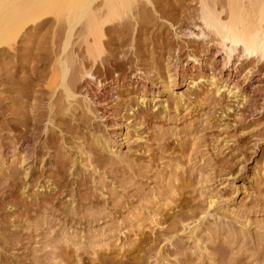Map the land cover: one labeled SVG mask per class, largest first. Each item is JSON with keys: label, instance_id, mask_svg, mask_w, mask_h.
<instances>
[{"label": "rangeland", "instance_id": "rangeland-1", "mask_svg": "<svg viewBox=\"0 0 264 264\" xmlns=\"http://www.w3.org/2000/svg\"><path fill=\"white\" fill-rule=\"evenodd\" d=\"M134 4L100 57L68 4L1 48L0 264H264V61Z\"/></svg>", "mask_w": 264, "mask_h": 264}, {"label": "bare ground", "instance_id": "bare-ground-1", "mask_svg": "<svg viewBox=\"0 0 264 264\" xmlns=\"http://www.w3.org/2000/svg\"><path fill=\"white\" fill-rule=\"evenodd\" d=\"M135 1L136 0H105L104 2H95L94 0H0V50L2 47H9L10 49L12 44L16 42L17 39H20L18 37L23 34L28 26L44 24L49 16L58 15L59 12H61L59 8H63L64 6L65 9L66 4H68L70 8H67V10H70L67 11L69 14H67L68 17L66 18L67 38L65 44L68 46V41L76 26L75 24L84 19L83 32L86 34L83 36L86 43L85 49L88 53L87 55H89L87 57L93 58L96 54L100 57V54H102L100 50L103 48V46H101V38H103L102 36L104 35L102 30L104 25H106L105 21L101 20L102 17L100 15H103L102 13H104L106 9L107 15L105 12V16L103 15L105 18L103 17V19H109L110 21L114 16H120L124 14V12L129 13L126 11H131V7H133ZM214 2L215 0H212V4L210 5V2L208 3L206 0H200L201 15L199 18L203 27L207 29V31L214 33L218 41L217 45L225 51L228 61H230L233 56L240 53L245 56H255L263 62L264 0H225L223 4L224 8H222V6L221 11H218V9L214 7ZM222 11L226 12L225 19L220 16ZM106 22L108 25V20ZM86 36L91 38L89 39V37ZM66 59L60 60L62 67H65V64H67L65 63ZM95 59L96 58H94L93 61H95ZM86 74L92 77V74L89 72H86ZM65 75L63 74V77ZM64 86L66 94L68 96H73L70 93V89L66 85ZM211 199L212 200L209 202L210 205L214 204V198ZM141 263V259L138 258L119 262L117 264Z\"/></svg>", "mask_w": 264, "mask_h": 264}]
</instances>
